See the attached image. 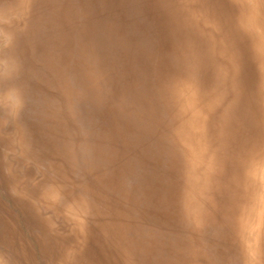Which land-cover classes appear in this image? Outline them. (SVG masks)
<instances>
[{
  "label": "rangeland",
  "instance_id": "374dc122",
  "mask_svg": "<svg viewBox=\"0 0 264 264\" xmlns=\"http://www.w3.org/2000/svg\"><path fill=\"white\" fill-rule=\"evenodd\" d=\"M0 264H264V0H0Z\"/></svg>",
  "mask_w": 264,
  "mask_h": 264
},
{
  "label": "bare ground",
  "instance_id": "6f19581e",
  "mask_svg": "<svg viewBox=\"0 0 264 264\" xmlns=\"http://www.w3.org/2000/svg\"><path fill=\"white\" fill-rule=\"evenodd\" d=\"M227 4V3H226ZM232 19V18H231ZM245 38V37H244ZM217 97H218V95H217Z\"/></svg>",
  "mask_w": 264,
  "mask_h": 264
}]
</instances>
